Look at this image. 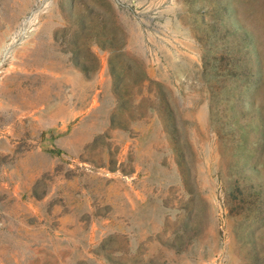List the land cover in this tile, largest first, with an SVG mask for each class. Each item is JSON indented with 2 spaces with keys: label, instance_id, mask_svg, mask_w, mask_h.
I'll return each instance as SVG.
<instances>
[{
  "label": "rangeland",
  "instance_id": "1",
  "mask_svg": "<svg viewBox=\"0 0 264 264\" xmlns=\"http://www.w3.org/2000/svg\"><path fill=\"white\" fill-rule=\"evenodd\" d=\"M0 264H264V0H0Z\"/></svg>",
  "mask_w": 264,
  "mask_h": 264
}]
</instances>
